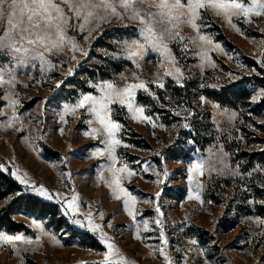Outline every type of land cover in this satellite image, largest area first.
<instances>
[{"label":"rangeland","instance_id":"rangeland-1","mask_svg":"<svg viewBox=\"0 0 264 264\" xmlns=\"http://www.w3.org/2000/svg\"><path fill=\"white\" fill-rule=\"evenodd\" d=\"M201 16L198 28H179L178 41L168 42L169 51L163 56L149 50L138 66L126 59L123 45L135 38L142 42L139 23L115 17L100 24L90 36L86 31L69 30L67 35L75 37L87 55L68 48L56 55L46 54L54 67L39 60L20 64L13 56L0 54V68L12 70L17 81L14 86L0 87V160L10 175L15 171L26 181L22 184L11 175L28 195L25 198L33 196L53 206L57 214L55 218L14 216L19 231L0 233L22 235L32 243L0 244V264H101L108 249L99 232L94 235L73 225L72 214H64L73 196L77 197L76 218L86 220V214L91 213L93 222L110 237L108 243L119 249L125 261L166 264L159 254L164 248L178 264H264V217L256 210L264 208V201L258 199V191L264 192V165H250L244 156L264 150V131L255 127L264 126V97L252 101L264 91L256 85L257 80H264V17H249L246 22L243 15H232L229 23L223 12L216 15L210 8L201 10ZM4 26L5 21L0 20V34ZM113 27L131 30L122 32L120 39L116 32L102 36L101 42L111 40L115 51L94 47L101 33ZM200 36L210 39L211 45ZM95 55L129 65L109 79H100L99 71L109 70V64ZM76 70V86L65 85L63 81ZM121 75L126 80H121ZM137 76L153 82L149 91L154 96L138 91L136 97L145 100L137 103L145 106L144 115L151 117V122L133 120L134 113L126 105H109L114 109L110 118L123 125L116 133L121 143L115 149L114 168L127 165L134 173H116L120 186L137 197L133 219L124 209L123 195L115 185L109 187L114 174L106 167L112 163L103 142L107 134L86 108L64 114L63 105H75L81 93L99 96L90 83L114 80L123 88L126 83L138 82ZM161 81L163 88L156 86ZM172 87L193 95L191 104L197 114L183 97L179 101L170 97ZM222 87L245 90L246 101H238L235 108L222 107L203 95L205 90L218 92ZM12 100L17 103L13 105ZM177 112L180 115H175ZM191 117L193 127L188 123ZM204 139L210 143L201 147ZM169 148L178 160L169 157ZM97 149L103 154L93 155ZM200 160L205 162L202 174L194 173L203 185L200 199H189L187 167ZM41 186L51 199L39 195ZM6 201L0 200V210ZM157 218L162 221L160 226ZM161 227L167 245L159 239ZM192 240L197 243L191 244ZM112 260L125 264L118 255Z\"/></svg>","mask_w":264,"mask_h":264},{"label":"snow or ice","instance_id":"snow-or-ice-1","mask_svg":"<svg viewBox=\"0 0 264 264\" xmlns=\"http://www.w3.org/2000/svg\"><path fill=\"white\" fill-rule=\"evenodd\" d=\"M209 8L213 9L216 15L223 12L229 23H232L230 19L232 15H243L246 22L249 17H264V0H251L250 3H246L245 0H187V2L185 0H0V20L5 21L2 34H0V54L13 56L20 64L39 60L42 65L54 67L46 54L56 55L68 48L70 51H79L81 54L87 55V52L79 45L76 38L67 35L69 30L86 31L90 36L100 24L107 23L110 18L115 17L119 20L127 19L139 23L138 37L142 38V42L139 38H135L125 41L123 45V50L127 53L126 59L132 60L138 66L139 60L144 59L149 50L158 52L162 56L168 52V42L178 41L179 28L182 25L198 28L197 21L203 20L201 10ZM73 20L76 23H71ZM89 24L91 26H88ZM127 26L125 25V27ZM85 39H87V36ZM199 39L211 45L210 39L204 36H200ZM71 59H75V57L73 56ZM69 72H71V69ZM165 75H172V72H166ZM120 78L126 80L123 75ZM136 80L138 82L126 83L123 88L117 87L114 80L101 81L96 84L90 83V87H94L100 92L99 96L81 93L75 105H63L64 114H74L76 109L86 108L87 111L95 115L102 126L103 132L107 134V138L103 142L106 144L105 151L112 163L106 167L114 174L113 182L109 187L115 185L116 189L123 195L124 209L133 219H135L134 202L137 197L132 196L127 189L120 186L121 178L116 173L126 172L129 176L134 175V173L128 170L127 165L120 169L114 168L116 161L115 149L121 143L116 138V133L123 128V125L114 122L110 118V114L114 112V109L109 105L119 104L121 107L126 105L129 112L134 113L131 117L133 120L139 119L141 122H151L152 118L144 115L145 106L139 105L136 97L138 91L154 96V93L149 91V86L153 82L141 80L139 76L136 77ZM16 82L12 70L5 71L0 68V87L4 85L14 86ZM156 86L163 88L164 84L161 81ZM56 87H60V84H57ZM260 97H264V91L253 96L252 101L256 102ZM11 103L14 105L17 101L12 100ZM175 115H180V113L177 112ZM60 120L64 121V115L60 116ZM184 127H188V125L185 124ZM95 133L96 130L93 129L92 134ZM97 154L102 155L103 153L97 149L93 152V155ZM204 166L205 162L200 160L190 163L187 167L188 183L190 185L188 189L189 199H200L199 193L203 185L195 178L194 173L199 172L202 174ZM11 175L20 183H26L24 179L16 175L15 171L11 172ZM262 186H264V181H262ZM39 195L47 196L48 199L52 198L46 194L43 186L39 189ZM114 195L116 199L121 198L120 195H116L115 191ZM156 195L159 196L160 194L157 193ZM76 200L77 197L73 196L71 202L67 204L64 214H72L70 219L73 225L94 235L99 232L100 241L108 249L104 253V260L101 264H114L112 260L114 255H118L120 261H124L125 264H134V262L125 261L119 249L114 244L108 243L110 237L100 231V225L93 222L91 213L86 214V220L76 218L74 211L77 207ZM156 212L160 213V209L157 208ZM101 218H103L102 214ZM156 224L160 226L162 221L157 218ZM144 227L145 229L148 228L147 221H144ZM159 239L162 244H168V241L164 238L162 227L160 228ZM17 241L32 243L22 235L0 233V244L14 246ZM190 243L195 245L197 241L192 240ZM159 254L164 258L166 264H178L167 254L164 248L159 249Z\"/></svg>","mask_w":264,"mask_h":264},{"label":"trees","instance_id":"trees-1","mask_svg":"<svg viewBox=\"0 0 264 264\" xmlns=\"http://www.w3.org/2000/svg\"><path fill=\"white\" fill-rule=\"evenodd\" d=\"M128 30H131V28H122V27L114 28L113 27V28L107 29L101 33L100 37L97 38V40L95 41L94 47L107 48V50L115 51L114 44L112 45L110 44L111 40L106 39L105 42H101V39L104 36H107L108 33L110 34L113 32H116L117 34H115L116 35L115 37H117V39H120L122 38L121 33L126 32ZM91 53L92 52L89 51L88 57L91 56ZM93 57L94 56H92V58ZM95 57H97L98 59L102 61L107 62L109 64L108 65L109 70L108 68L107 69L103 68L105 70L99 71L100 72L99 75L96 74L95 72H90V74L93 75L94 78L97 77L98 75L100 79H109L112 75L120 73L124 69V67L129 65L127 62H124V61H120L118 63L109 61V59L102 57L101 55H95ZM78 73H79L78 70H76L74 72V75L70 79L66 81L64 80L63 83L65 85L67 84H69L70 86L72 85V87L76 86L75 84L77 81L76 76L78 75ZM257 82L259 84H256V85L264 88V80L262 81L260 80V82L259 80H257ZM80 87H83V86H80ZM169 91H171V94L169 95L170 97L171 95H173L172 98H174L173 99L174 101H179L183 97V99L186 100L187 107L190 110H192V112L194 111L193 113H196L195 107L191 104V97H193V95L190 94V92H188L185 89L182 90L181 88H176V87L170 88ZM183 91L185 93L182 95ZM203 95H205L209 100L218 103L222 107H231V108H235L237 106L238 101L239 102L242 101V103H244L247 97L245 90H242L240 88H232V87H222L220 91L218 92L205 90L203 92ZM139 99L142 101V103L145 102L143 98H138L137 101H139ZM242 105L243 107H245L244 104ZM192 118L193 117H191V119L188 120L189 121L188 123L191 127H193ZM255 127L258 130L261 129L260 131H264V126L255 125ZM188 135L190 136V134ZM209 143L210 142L208 139H204L202 140L200 145L201 147H203V144L208 145ZM172 148L166 149V152L172 153L171 155L170 153H168L171 159L178 160L177 159L178 156L175 154V151H173ZM244 156H245L246 162L249 163L250 165H253V164L264 165V150L258 153H253V154L244 153ZM258 193H259L258 199L264 201V192L259 190ZM24 196H28V195L23 194L21 186L11 177L10 171L8 170V168H6L2 160H0V200L7 199L4 207L0 210V231L4 230L9 233L13 231H19L20 224L15 223L13 220V217L17 215H27L28 214V215H33L37 218H41V217L55 218L57 216L56 210L54 209L53 206L40 202L39 199H33L35 198L33 196H29L32 198H25ZM256 210H257V215L264 217V213L261 212L264 210L262 206L257 207Z\"/></svg>","mask_w":264,"mask_h":264}]
</instances>
